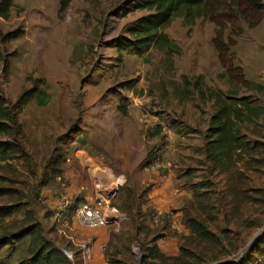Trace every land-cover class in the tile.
Segmentation results:
<instances>
[{
	"label": "rangeland",
	"instance_id": "rangeland-1",
	"mask_svg": "<svg viewBox=\"0 0 264 264\" xmlns=\"http://www.w3.org/2000/svg\"><path fill=\"white\" fill-rule=\"evenodd\" d=\"M140 2L70 0L61 11V0H11L7 16H0V96L8 106L23 104L15 108L22 128L18 147L0 160V240L9 241L0 246V264L31 256V237L14 234L33 218L57 241L54 226L40 219L47 197L41 190L62 189L58 168L63 171L68 156L79 147L99 153L130 170L126 186L130 173L137 178L140 168L152 163L154 150L167 144L153 139L158 122L179 136L175 144L180 172L186 171L183 181L201 194L191 215L210 222L218 236L226 227L231 231L233 245L228 240L222 245L231 254L222 259L240 261L248 256L251 240L264 234V164L242 168L247 185L257 191L250 193L254 201L238 222L226 218L218 204L207 207L217 202L226 179L211 172L201 148L215 104L195 86L200 77L206 92L212 88L218 94L251 96L252 104L264 105V90L246 85L264 84V11L257 22L259 14L246 11L244 19L234 0H213L215 16L192 24L178 16L165 29L176 50L150 48L138 54L119 44L133 37L128 29L150 13L137 7ZM102 116L111 127L101 126ZM242 129L248 140L264 144V114ZM209 191V198L202 195ZM209 214L215 219L207 220ZM123 226L132 228L129 218ZM146 231L148 241L125 233L124 261L139 262L144 247L154 244L155 230ZM200 244L188 246L207 252L215 243ZM250 257L248 264H264L261 253Z\"/></svg>",
	"mask_w": 264,
	"mask_h": 264
},
{
	"label": "trees",
	"instance_id": "trees-1",
	"mask_svg": "<svg viewBox=\"0 0 264 264\" xmlns=\"http://www.w3.org/2000/svg\"><path fill=\"white\" fill-rule=\"evenodd\" d=\"M69 2L70 0H61V11L67 8ZM0 3H2L0 16L6 17V13L11 6V0H0ZM211 5L217 6V3H214L213 0H141L137 7L148 10L150 13L140 17L128 29V32L133 37L126 38L119 45L122 49H131L138 54L146 52L150 48L167 49L168 51L176 50L177 46L165 32V29L178 16L184 17L189 24H192L197 18L206 15L215 16V11L212 10ZM234 5L238 8L240 6L239 10L242 11L244 19H247L246 11H252L256 15H260L256 21L261 20L264 11L262 0H234ZM256 21L252 20V25H255ZM200 79L198 77L195 86L201 92L202 97L214 100L215 104L210 124L204 134L206 161L212 164L211 172L226 175V187L221 192V196L217 198V202H211L207 207H210V210L218 204L219 210L223 209L227 215L226 218H232V220L238 222V219L244 216V211L249 207V203L252 202L253 198L250 193L257 191L252 186L247 185L246 174H244L245 171L242 168L264 164V144L248 140L242 128L247 121H254L264 114V105L252 104L251 96L239 97L235 94H218L212 88H209V92H206V86L200 87L202 85L200 84ZM246 85L247 87L249 85V87L253 86L254 89L259 91L264 90V84L261 83L247 81ZM19 104H21V100L14 107L8 106L6 100L0 96V137L5 138V140H0V160L7 159L9 151L18 147L16 136L22 132V128L16 120V115L19 111L16 112L17 109L15 108L16 106L21 108L23 105ZM122 107L125 109L124 106ZM60 169L58 168V174L62 172ZM41 185L43 184H40L39 187ZM205 194L203 193L202 195ZM194 195L195 200L191 202L192 208L197 205V200L201 196L200 193ZM112 203L116 205L113 201ZM226 208L228 210H225ZM212 219H215L214 216L211 217L209 214L207 220ZM186 221L191 228L192 234L185 237V242L179 255L167 256L160 252L154 243L144 247L140 261L137 263L134 261L126 262L116 257H112L110 263L205 264L211 262L214 264H248L249 260H251L250 256L254 255V253L259 252L264 256V253H262V250H264V234H262L252 245L248 256L246 255L236 262L226 260L224 263H218L224 260L222 258L231 254V251L222 246L224 240H228L233 245L230 229L226 227L221 231V236H218L211 230L210 222L208 224L203 219L192 216L191 213L187 215ZM41 227L36 218H33L32 222L15 232L14 237L17 239L31 237L29 250L32 252L30 257L20 260L16 264H73L71 259L45 235ZM207 241L215 243L208 250L203 247L207 252L197 251L195 248L188 246L191 243L197 245L196 247L202 246L200 243H206ZM8 242V238H2L0 246H4ZM217 245H221L220 250H215L214 254L211 255L210 252ZM2 264L9 263L3 262Z\"/></svg>",
	"mask_w": 264,
	"mask_h": 264
},
{
	"label": "crops",
	"instance_id": "crops-1",
	"mask_svg": "<svg viewBox=\"0 0 264 264\" xmlns=\"http://www.w3.org/2000/svg\"><path fill=\"white\" fill-rule=\"evenodd\" d=\"M100 122L101 126L105 127L107 123V126L111 127L105 116L100 118ZM162 125L160 122L155 123L156 134L153 138L154 141L167 143L164 144L166 150L162 159L159 163L152 162L140 168L137 178L132 176L131 172V181L126 186H121L113 199L125 213L118 225L89 228L79 225L72 218L62 223L55 210L57 197L62 192L80 195L82 199H92L100 187L112 186L116 176L122 174L128 179L126 172H130L129 169L117 166L112 160L101 157L99 153H91L82 147L77 148L63 164V174L59 177L64 181L59 185L62 189L48 187L41 190L42 195L47 197L45 205L39 209L40 219L54 226L52 232L59 237L57 241L50 236L49 239L62 251L67 249L72 253L70 259L73 264H111L112 257L123 260L125 253L121 248L123 240L125 241L124 235L128 236L125 233H132L137 238L143 237L148 241L149 234L144 232H149L150 229L155 230L151 239L160 252L167 256L180 254L185 237L192 234L186 217L192 209L191 202L195 200V193L191 192L183 181L186 171L182 174L179 169L182 164L178 163L180 155L175 144L179 136L166 126L161 128ZM204 145L201 148L205 153ZM183 155L182 152V158ZM207 163L212 166L210 162ZM130 174L128 173L129 176ZM214 174L226 179L224 174ZM212 194L209 191L205 196L209 198ZM127 218L132 225L128 231L123 226Z\"/></svg>",
	"mask_w": 264,
	"mask_h": 264
},
{
	"label": "built area",
	"instance_id": "built-area-1",
	"mask_svg": "<svg viewBox=\"0 0 264 264\" xmlns=\"http://www.w3.org/2000/svg\"><path fill=\"white\" fill-rule=\"evenodd\" d=\"M166 150L164 145L154 150L152 162L159 163ZM127 178L125 175H118L110 187H100L92 199H82L80 195H69L62 192L57 197L55 210L57 217L63 222L72 218L79 225L89 228H97L110 225H118L125 217V213L120 210L112 201L119 188L125 185ZM64 253L71 258L72 253L67 249ZM137 252V248H133Z\"/></svg>",
	"mask_w": 264,
	"mask_h": 264
},
{
	"label": "water",
	"instance_id": "water-1",
	"mask_svg": "<svg viewBox=\"0 0 264 264\" xmlns=\"http://www.w3.org/2000/svg\"><path fill=\"white\" fill-rule=\"evenodd\" d=\"M264 232V231H263ZM262 232V233H263ZM260 236V233L259 234H257L252 240H251V242L249 243V245L247 246V249L246 250H250L251 249V247H252V242L257 238V237H259ZM224 262H226V260H223V261H220V262H218V263H224Z\"/></svg>",
	"mask_w": 264,
	"mask_h": 264
}]
</instances>
